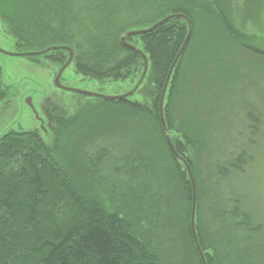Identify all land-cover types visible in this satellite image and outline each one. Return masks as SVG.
<instances>
[{
  "label": "trees",
  "instance_id": "trees-1",
  "mask_svg": "<svg viewBox=\"0 0 264 264\" xmlns=\"http://www.w3.org/2000/svg\"><path fill=\"white\" fill-rule=\"evenodd\" d=\"M179 13L191 35L163 114L193 170L201 248L207 264H264V81L255 97L242 94L244 66L264 64V0H0V31L14 51L57 74L69 51H39L70 45L77 72L129 82L121 93L144 70L122 33L171 15L127 36L148 59L130 95L87 94L73 111L49 95L43 126L0 134V264H203L190 176L160 114L189 29ZM140 15L151 22L128 26ZM5 54L0 107L21 82L8 81Z\"/></svg>",
  "mask_w": 264,
  "mask_h": 264
},
{
  "label": "rangeland",
  "instance_id": "rangeland-1",
  "mask_svg": "<svg viewBox=\"0 0 264 264\" xmlns=\"http://www.w3.org/2000/svg\"><path fill=\"white\" fill-rule=\"evenodd\" d=\"M150 22L151 19L149 17L143 18L140 15L132 20L128 26L143 27ZM0 45L7 50L14 51L16 49L13 38L4 31H0ZM1 59L4 60L5 73L10 77L8 81L20 80L21 82L14 86L18 90L16 95L9 97V101L0 107V134L9 128L23 127L31 129L39 127L41 122L37 119L32 107L27 103L26 99L28 96H32L33 99L34 95L33 103L40 116H43L41 100L49 95L65 102L71 111L75 110L80 100L88 98L87 94L58 87L55 82L56 66L54 64H40L24 55H12L8 53L2 56ZM243 70L246 75H249L250 79H247L248 81L242 87V94L245 96L249 94V96L255 97L254 88L258 86L256 81L259 77L264 81V64L259 61L252 64L248 63L244 66ZM61 81L68 86L104 94H118L129 89L131 86L127 81H101L85 76L77 72L74 63L69 64L64 69ZM27 89H31L33 95L30 94L31 90ZM20 93L21 97H19ZM135 96H140V94L137 93ZM252 105L257 109L255 104ZM234 116L236 117L235 114H232V117ZM242 116H245V114L243 113ZM241 120H243L242 117ZM219 128L220 131H223L220 124ZM250 179H255V177L251 178L250 176ZM262 183L264 184V180H262Z\"/></svg>",
  "mask_w": 264,
  "mask_h": 264
},
{
  "label": "water",
  "instance_id": "water-1",
  "mask_svg": "<svg viewBox=\"0 0 264 264\" xmlns=\"http://www.w3.org/2000/svg\"><path fill=\"white\" fill-rule=\"evenodd\" d=\"M176 15H179V16H184L186 17V19L188 20V32H187V35L185 37V40L180 48V50L178 51L174 61L172 62L171 66H170V69L168 71V74H167V77H166V80H165V83H164V86H163V89H162V93H161V98H160V114H161V119H162V124H163V127H164V131L166 132V136H167V141H168V144L170 146V148L172 149V151L178 155V152L176 151L171 139H170V136L168 134V129H167V125H166V121H165V118H164V114H163V102H164V97H165V92H166V89H167V86H168V82H169V79L171 77V74H172V71L174 69V66L181 54V52L184 50L185 48V45L187 44V42L189 41V38H190V35H191V28H192V24H191V20L190 18L186 15V14H176ZM171 15H167L166 17H164L163 19L157 21L155 24H153L152 26L150 27H147V28H143V29H131V30H128L124 33H122L121 35V42L123 43V45L125 46H128L130 48H133V49H136L137 51H139L141 53V55L143 56L144 58V70H143V73L140 77V79L138 80L137 84L133 87V89L127 91V92H124V93H121V94H104V93H99V92H94V91H89V90H85V89H80V88H76V87H72V86H68V85H65L61 82L60 78H61V75L63 73V70L71 63L72 59H73V55H74V50L73 48L70 46V45H55V46H52V47H48L46 49H43L42 51H39V52H43V51H46L48 49H51V48H54V47H64L66 49H68L69 51V58L68 60L66 61V63H64V65H62V67L59 69V71L57 72L56 74V77H55V82H56V85L58 87H61V88H64V89H68V90H73V91H78V92H81V93H86V94H90V95H96V96H102V97H106V98H122V97H126L128 95H130L136 88L137 86L141 83L143 77L145 76L146 74V71H147V68H148V59H147V56L145 55V53L139 49L137 46H135L134 44L130 43L127 41V36L128 35H132L134 33H139V32H145V31H149L151 30L152 28L156 27L157 25H159L160 23L164 22L165 20H167ZM0 51L4 52V53H8V54H12V55H22L24 53L22 52H13V51H9V50H6L2 47H0ZM32 52H38V51H32ZM26 101L28 102V104L32 107V109L34 110V113L37 117V119H40L41 120V124L42 126L44 125V122H43V119L42 117L39 115L33 101H32V96H28ZM186 165H187V169L191 175V179H192V183H193V202H192V213H191V225H192V229H193V233H194V236H195V239H196V245L201 253V257H202V260H203V263L204 264H207L206 263V259H205V256H204V252L201 248V245H200V242L198 240V236L196 234V229H195V213H196V206H197V191H196V187H195V181L193 179V175L191 173V168L189 166V164L186 162Z\"/></svg>",
  "mask_w": 264,
  "mask_h": 264
},
{
  "label": "bare ground",
  "instance_id": "bare-ground-1",
  "mask_svg": "<svg viewBox=\"0 0 264 264\" xmlns=\"http://www.w3.org/2000/svg\"><path fill=\"white\" fill-rule=\"evenodd\" d=\"M187 45V44H186ZM185 45V46H186ZM182 46V45H181ZM68 50V49H67ZM74 50V49H73ZM73 57H74V55H73ZM28 103V102H27ZM44 122V121H43ZM167 125V124H166ZM163 129H164V127H163ZM167 129H168V126H167ZM168 131V134H169V136H170V133H169V129L167 130ZM165 132V131H164ZM165 135H166V132H165ZM166 139H167V136H166ZM170 139H171V141H172V138H171V136H170ZM173 143V142H172ZM173 145H174V143H173ZM175 147V146H174ZM176 149V148H175ZM172 150V149H171ZM176 151L178 152V150L176 149ZM173 152V151H172ZM174 153V152H173ZM174 155L177 157V158H179L184 164H185V166H186V169H187V165H186V162L189 164V166H190V163H189V161H188V159H186L183 155H181L179 152H178V155H176L175 153H174ZM190 168H191V166H190ZM187 171H188V169H187ZM188 173H189V171H188ZM191 173H192V175H193V179H194V181H195V178H194V174H193V170H192V168H191ZM189 176H190V180H191V183H192V179H191V175H190V173H189ZM195 187H196V191H197V185H196V181H195ZM192 196H193V183H192ZM192 213V212H191ZM190 226H191V231H192V235H193V238H194V241H195V243H196V239H195V236H194V233H193V229H192V225H191V215H190ZM195 229H196V234H197V236H198V232H197V226H196V213H195ZM198 240H199V236H198ZM199 242H200V240H199ZM207 263V262H206ZM204 264V263H203Z\"/></svg>",
  "mask_w": 264,
  "mask_h": 264
}]
</instances>
